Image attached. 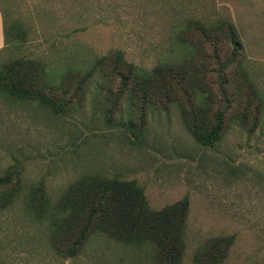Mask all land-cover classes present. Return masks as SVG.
Here are the masks:
<instances>
[{
	"label": "rangeland",
	"instance_id": "rangeland-1",
	"mask_svg": "<svg viewBox=\"0 0 264 264\" xmlns=\"http://www.w3.org/2000/svg\"><path fill=\"white\" fill-rule=\"evenodd\" d=\"M0 8L21 31L0 61H39L56 86L68 70L82 73L112 50L145 70L183 58L174 46L182 25L169 24L175 10L150 0H0ZM192 12L228 16L242 46L228 66L224 53L218 65L207 47L200 65L211 111L224 112L212 148L196 144L178 106L156 104L142 125L140 105L121 96L118 77L95 73L83 96L74 94V80L63 92L71 109L60 115L0 91V174H15L21 191L0 211V264H61L47 247L46 225L28 210V196L42 185L54 202L87 173L136 182L153 210L187 196L183 264H192L199 244L220 236L234 237L223 264H264V0H204ZM137 257L98 238L76 264H140Z\"/></svg>",
	"mask_w": 264,
	"mask_h": 264
},
{
	"label": "trees",
	"instance_id": "trees-1",
	"mask_svg": "<svg viewBox=\"0 0 264 264\" xmlns=\"http://www.w3.org/2000/svg\"><path fill=\"white\" fill-rule=\"evenodd\" d=\"M150 1L175 10V18L169 24L182 25L174 41L182 59L160 61L151 70H145L128 63L120 50H112L96 58L90 69L82 73L68 70L57 86L47 80V68L41 62L5 59L0 61V91L17 101L35 102L47 112L60 115L71 109L63 92L74 80V94L83 96L95 73L108 80L118 77L121 96L133 106L140 105L142 125L144 112L154 109L156 104L164 108L178 106L183 126L196 144L212 148L224 131V112L211 111L200 65L207 47L218 65L222 53L227 56L226 66L238 59L242 46L234 24L219 12L197 15L192 12L204 0ZM181 6H190L191 13L178 11ZM0 11L5 48L19 40L21 31L6 19L1 8ZM56 89L62 96H57ZM105 118L108 121L111 117ZM15 178L18 187L12 186ZM19 184L20 179L12 172L0 174V211L16 200L21 192ZM27 206L32 216L46 225L47 247L53 260L61 264H76L98 238L135 250L140 264H183L189 214L187 196L153 210L136 182L87 173L71 182L54 202L46 196L42 185L35 187ZM233 242V236L206 239L193 251L192 264H223Z\"/></svg>",
	"mask_w": 264,
	"mask_h": 264
},
{
	"label": "crops",
	"instance_id": "crops-1",
	"mask_svg": "<svg viewBox=\"0 0 264 264\" xmlns=\"http://www.w3.org/2000/svg\"><path fill=\"white\" fill-rule=\"evenodd\" d=\"M4 48V38H3V18L0 11V56Z\"/></svg>",
	"mask_w": 264,
	"mask_h": 264
}]
</instances>
